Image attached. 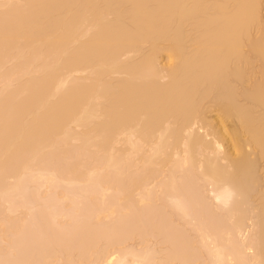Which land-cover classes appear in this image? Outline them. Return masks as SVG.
I'll use <instances>...</instances> for the list:
<instances>
[{
  "label": "bare ground",
  "instance_id": "1",
  "mask_svg": "<svg viewBox=\"0 0 264 264\" xmlns=\"http://www.w3.org/2000/svg\"><path fill=\"white\" fill-rule=\"evenodd\" d=\"M0 8H4L0 10V67L4 68L3 65L6 61L8 65L14 62L13 65L18 73L16 70L15 72L18 75L21 74L19 73L21 71L26 72L22 74L28 77L31 76L30 68L36 67L31 71V74L34 71L36 74L33 73L34 76L29 77L28 80L23 79V84L17 88L14 86L13 91L10 88L16 80L11 83L7 79H17L18 75L13 73L15 67L9 69L7 74L0 75L1 79L2 75H5L4 81L8 82L7 86L12 84L6 90L5 85H3L4 89H0V93L8 90V93L0 94V171L3 172L2 174H5L10 168H17L21 172L33 170V168L38 170L42 168L39 167L42 162L38 159L39 155L45 152L48 154H56L59 151L67 152L74 139L81 141L79 151L86 150L88 152L92 148H96L98 151L96 155L97 153L101 155H97V158L99 157L100 161H103V166L108 169L116 168V171L120 170L124 164H128V160L132 159L134 155H139L137 159L143 163V166L145 165L144 168L158 165L161 168L163 165L165 168V164L170 162L169 164L172 163L173 167L170 165L167 167H171L172 170V168H176L177 163L181 168V165L184 166L187 162L190 167L191 165L195 168L199 167L198 172L195 170L196 173H200L199 170H202V174H200L206 180L205 183H208H206V188L209 185L207 188V191L210 192L209 196L212 195L211 199L216 207L220 208L221 206L223 209L224 207L228 209V215H231L230 219L234 221L232 225L237 229H235L236 234L237 231L242 230L241 228L247 221L245 207L247 208L250 203L248 198L250 201L251 199L257 201V217H261V220L258 217L261 222L258 224L262 225L259 227L261 231L257 228L259 240L257 239V243L251 242L254 245L249 244L250 247L245 248L250 256L256 259V264H264V177L261 181L257 177L258 172H263L262 176H264V0H16V2L0 0ZM163 57L167 59L165 63L162 61ZM10 70L13 71L10 72ZM78 73L85 75H77ZM213 111L217 113L216 116ZM208 113L209 115L213 113L214 119L211 118L213 116H208ZM76 127H80V131H77ZM145 145L148 149L144 148ZM221 153L223 156L219 155ZM177 154L179 161L176 159L173 164L174 161H171ZM83 155L85 154L83 153ZM39 158L43 159L41 156ZM37 160L40 163L36 162ZM79 162L81 163V161ZM43 164L45 163L43 162ZM136 164L138 165V163ZM96 169L94 168V172ZM78 171H76L77 174ZM94 172L93 175H95ZM171 172L169 169L168 173ZM175 172L178 174L180 171L175 170ZM70 173L68 174L71 176ZM148 173L146 174L148 175ZM173 173L174 171L171 175L168 174L169 177L166 176L173 184L169 185L171 189H176L173 192L170 189L172 195H169L170 203L185 211L186 206L190 207L189 204H195V201H191L195 200V194L192 193L195 189L191 190V185H188L190 189L185 191L180 189V192L183 193L178 192L174 195L177 190L179 191L176 180L179 181L184 176H177L178 179L180 178L178 180ZM53 174L55 173L53 172ZM96 175L99 176V174ZM120 175L122 173L118 176ZM22 176L21 174L20 177ZM101 178L105 180L103 177ZM94 179L99 180L97 176L96 178L94 176ZM142 179L139 178L134 185L131 183L133 188H128V185L127 189L122 182L120 192L123 190V193L119 194H122L124 199L130 200L131 198L127 196L133 193L134 201L137 200L140 204L148 200L150 202L154 195L150 192L151 186L146 190V186L149 184H144L149 178ZM92 181L91 179L90 182ZM259 181L261 183H258ZM52 182L54 181L52 180ZM87 182H89L88 179ZM256 182L260 184L258 188ZM167 183L166 185H168ZM253 184H256L254 187L256 186L257 190L253 189ZM97 185L102 189L99 182ZM106 185L108 186V183ZM143 188L146 192L142 190ZM104 189L109 188L104 187ZM128 189L133 192H128ZM167 191L169 193V190ZM3 192L5 193V191ZM104 192L106 191L104 190ZM164 198L166 197L164 196ZM6 199L8 200V198ZM183 199L184 201L185 199L191 200H186V203H183ZM255 200H252V203ZM180 203H183L182 207ZM110 208L105 210L113 214L114 207ZM99 216L98 213L97 217ZM102 218L105 217L100 216V219ZM191 218L196 220L199 217L194 219L191 216ZM26 220H30V218ZM3 221L6 222L5 219ZM196 221L199 224L200 219ZM204 221L201 222L204 223ZM5 222H2L3 225L6 224ZM194 224L197 225V223ZM199 227L201 228V225ZM0 228L2 229V227ZM220 229L218 228V230ZM86 230L88 232L89 229ZM208 230L205 232L208 233ZM91 231L93 230L91 229ZM91 231L87 235H91ZM102 231L105 235L104 230ZM102 231L94 232L99 237L98 244L101 242L99 239H103ZM118 231L110 229L108 233H111L106 236V242L108 236H110L109 240L112 239L114 242L120 240L116 243L112 241L114 246H111L110 242L109 245H102V250L99 252L88 253L89 251L86 250L97 244L90 245L89 242L84 241L87 245L80 246V242H77L79 245L78 247L75 244L77 248L84 246V249H80L81 253L78 252L79 255L75 256L74 260L69 256H72L73 253L67 254L68 260L64 259L63 262L62 258L58 260V263L155 264V261L159 262V259L152 260L154 263L147 259L149 251H154V248H151L155 241L146 252V247L142 248L144 245L141 248H137L135 244H132L131 247L126 246L123 241L129 243L127 235L130 233L125 230L126 235L122 230L124 235L120 239L114 235ZM221 231L225 232L226 230ZM221 231L219 232L222 233ZM229 231L230 233H225V236L226 234L230 235L233 230ZM66 232L65 236L69 237L70 231L69 234ZM87 232L85 231V233ZM123 232L119 231L118 235L120 233L122 236ZM170 232L168 231L167 234L169 235ZM78 233L76 236L83 238ZM172 233L169 236L165 234V239L167 236V239L172 237L170 240H173ZM233 233L232 238L233 236L236 238V234L233 235ZM94 234L93 239H97ZM207 235L210 237L209 233ZM41 236L44 235L41 234ZM112 236L118 239H114ZM133 236L131 235L132 238ZM153 236L158 238V233L157 236ZM220 236L222 240V235ZM66 237L59 239L67 242ZM122 238H124L123 241H121ZM212 238H214L213 235ZM68 239L70 240V238ZM73 239L76 240L71 238L72 241L69 242H73ZM229 240L227 242L230 245ZM255 240L253 241L255 242ZM141 241L142 238L139 244H145L144 241H142L144 243ZM175 241L177 242V239ZM7 242L9 243V241ZM64 242L62 244L60 242V244L63 245ZM25 243L23 244L25 245ZM163 243L165 244L167 241ZM228 243L225 245L224 242L223 247L228 246ZM123 244L124 248L115 246ZM218 244L216 242L215 245L218 247H215L214 250L223 256L222 249L224 248L219 244L220 248ZM9 245V247L12 246V244ZM37 245L36 247H38ZM61 245L59 246L61 247ZM67 245L70 247L71 244ZM88 245H90L89 248ZM6 246L9 249L8 244ZM93 247L92 249H95ZM232 247H235V250ZM98 248L100 249V247ZM128 248L129 250H125ZM188 248L192 251L190 246ZM164 249L167 250V253H171L169 247L167 249L164 247ZM164 249H161L162 252ZM210 249L211 254H209L214 255L212 247ZM230 249H228L230 254L229 252L226 254V250L224 251V255H228V259L230 256L231 259L232 256H235L236 261L239 259L241 264H246L245 261L247 262L248 259L243 258V254L232 243ZM15 250L16 247L13 248V251ZM63 251L65 252L66 249ZM187 251L186 248L185 252ZM51 252L53 251H50L49 255ZM162 252L158 251L157 253ZM152 253L150 252V254ZM181 253H184V250ZM7 256L11 257L8 254ZM15 257L16 261H19L18 258L22 259V257L17 258L15 254L7 260H12L10 262L13 263ZM51 257L50 259L54 258ZM34 258L32 257V259ZM166 258L168 259V257ZM228 259L225 257V261ZM7 260L5 259V261ZM170 260H172L171 264H179L173 262V258ZM174 260L178 261V256ZM189 260L187 258L188 262ZM218 260L215 264L224 262H222L224 259H220L219 262ZM27 261L30 260H26V263ZM226 263L224 262V264Z\"/></svg>",
  "mask_w": 264,
  "mask_h": 264
},
{
  "label": "rangeland",
  "instance_id": "2",
  "mask_svg": "<svg viewBox=\"0 0 264 264\" xmlns=\"http://www.w3.org/2000/svg\"><path fill=\"white\" fill-rule=\"evenodd\" d=\"M14 1L16 2V0H14ZM14 1L12 0V2H14ZM1 9H4V8H0V10ZM165 57L162 58L163 63H165V61H167V59ZM11 59H9L10 62H11ZM13 60H14V58H13ZM256 63L258 64V62H256ZM13 64H14V62L13 63L11 62L8 65V63L6 61L4 63V65H3L4 68L2 66L0 67V75L1 74H5V73L7 74V72H9L8 70L11 69V68H13V66H14ZM32 66H35V65H32ZM33 68L34 67L30 68V75L31 76H34L33 73L35 71L32 72V74H31V71H32ZM34 69H36V67ZM13 70H14L13 73H16L17 72L16 67ZM13 70H10V72L13 71ZM15 70H16V72H15ZM17 73H16V76L18 75ZM19 73L22 74L23 72L21 71ZM24 73H26V72H24ZM21 74L18 75V77H17V79L19 78L18 80L17 79H11V80L7 79V81L8 82H11V83L13 82V80L14 81L16 80L14 82L15 84L12 83L13 86H12L11 83H10L11 85L8 84L9 86H7L6 84L8 82H5L4 81V79L6 77H4L5 75L4 76L2 75V79L0 78V89L1 90L4 89L3 88V85H5L4 86L5 87V90L8 87L12 86L13 88L11 87L10 89H12V91H13L14 90V86H15V88H17V87H19V85L23 84V79L24 80H28V79L31 78V76H29L30 77L29 78L28 76L23 75V74L21 75ZM34 74H36V73H34ZM79 74L82 75V76L85 75L84 73L83 74L82 73H78L77 75H79ZM10 75H9V77H12ZM13 76H14V74H13ZM2 81H4V82H2ZM7 91H5V92L3 91V93H8ZM3 93H0V94H3ZM209 113H208V116H210V115L213 116V117H211L212 119H214V117L217 115V113L214 112V111H213V113L215 114V116H214L213 113H211L210 115H209ZM76 128H77V131H80L79 129H81L80 127H76ZM201 131H203V129H201ZM78 140H75L74 139L73 142H71V145H70L71 148L69 146L70 149L68 148L67 149L68 150L67 152L62 151L63 153H61V151H59V153H56L58 155L53 154V153H49L48 154V152H45V153L43 152L44 154L39 155V157L41 156L43 159H41L39 157H38V159L42 161L41 162L42 164H43V162L45 163V164H43L44 165V168H43L42 164L40 163V161L38 162V160H37L36 162L40 163V165H41V166L39 165V167H42V168H39L38 170H37V168H36V170L33 168V170L32 169L31 170H27V171H24L23 170L21 172V170L19 171V169H17V168L16 169L15 168L14 169L13 168H10V170L7 171L5 174H2L3 172L0 171V173H1L0 174V179L2 178L1 179L2 182L0 181L1 182L0 183V217H1L0 218V223H1L0 224V227H2V229L0 228V231H1L0 232V257L4 253L3 254L4 258H3V256H2V258H0V264H14V263L15 264H20V263L21 264H24V263L25 264H30V263L31 264H35V263H37V264H39V263L40 264H59L58 263L59 262L58 260H61L62 258H63L62 261L64 259L65 260L66 259L68 260V258H67L66 255L67 254H70V253H73L72 256L69 255L70 256V259L72 258L74 260L75 259V256L77 257V255H79L78 252L81 253V250L80 249H84L83 247L87 245L85 242H87V243L89 242L88 244H90V245H92V243L95 244V245L97 244L95 247L91 246L90 248H89L90 245H88L87 247L89 249L86 250V251H89L88 253H90L91 251H93V253H96L95 251H98L99 252L100 250H102V248H101L102 245L104 246L105 244H108V243L111 242L112 244H110V245L111 246L112 245L114 246V243H116L117 241H120V240H117L116 242H114L112 239L109 240L110 239V236H108V239H107V242H106V236L109 233H111V232L108 233V230H110V229L111 230L114 229V231H115V229H116V231H118V229H119L120 232H123V231L125 232V230H127L126 232H129L131 235H134L133 238H132L131 235L128 234V235H130L128 237L127 233L125 232V234L127 235V238L131 239L132 241L130 242V240L127 239V238H125V239H127V241L130 244L129 243L127 244V242L125 240L123 241L124 238H122L121 241H123V243L125 242V245L128 246V247L129 246L131 247L132 244L133 245L135 244V246L137 248H141V246L144 245L142 248H145L146 247L147 248V249L145 248V251L146 252H147V250L149 251V249L151 248V244H153V242L155 241L156 244L154 243L153 244L154 246L152 245L153 247L151 248V249L154 248V251L153 250H150L149 251V254L147 255V259H149L151 263H154L155 260H158L159 259V262L158 263H161V264H171L172 263V260H170V259L173 258V262H177L179 264H182V263L183 264H186V263L187 264H201L202 262L204 264H205V262H206V264H212V263L215 264L216 260H218L222 256V255L220 256L219 254H217L215 252V250H214L215 247L216 248L218 247L217 245H215L216 242H217V244L219 243L223 247V245H224L223 243L225 242V245H227V243H228L227 240L230 239L229 242H231L232 245L236 246V249L238 248V250L243 254L242 255L243 258H245L246 260L248 259L247 262L245 261L246 264H249V261H250V264H256V259L253 258V256H250V254L248 253V250H246L248 248L249 244L257 243L256 242L257 239H258L257 235L259 234L258 232L260 230L259 227L262 226L261 224L260 225L258 224V223H261L259 221V220H261V217L258 216L259 217V220H258V217H257L258 214H257V208H256V206L258 205V203H257V201L255 199H251V201H250L249 198H248V201L250 203L247 202L249 204V205H247V208H249V209H247L245 207V209L247 210V211H245L246 212V217H248V218H246L247 221L245 222V224L241 228L242 230H240V232L237 231V234H236L235 232H236L237 229L234 228V225H232V223L234 221H233V219H230L231 218V215H228V211H227L228 209L226 207H224V209H223V207L221 208V206H220V208H221L220 209V208H218L219 206L218 207L215 206V204L212 201L213 199H211L212 198V195L210 197L209 196V193L210 192H208L209 190L207 191V188H208L209 185L206 188V185L208 183L206 182L207 183L206 184L205 183L206 180L203 179V175L201 176L202 170H199V172L201 174L200 173H196V171H195V170L199 169L198 166H197V168H195V166H192L191 165L192 168L194 167V169H192L189 166V163L186 162L184 164V166H183V164L182 165L180 164L181 165V168H180L178 166V163H177L178 169H176L177 166H176V168L174 167V169L176 171H180L177 174V172H175V170L173 168L171 170V167H173V165H172V163L170 165L169 164L170 162L167 165L165 164V168H164L163 165H162V168H161L160 165L154 166L152 168H149V166H146L147 168H144L145 165L143 166V163L142 162H139L138 161L139 159H137L139 155L138 156H135L134 155L132 157V159L129 157L130 158L128 160L129 162L127 161L128 164H126V165L124 164L123 166H121L122 169L119 167L120 170L118 169V171H116L115 170L116 168L115 169L114 168L108 169V168H105V166H103L104 165L103 164V161H100V158L99 157L97 158L98 153L96 155V152H98V151L96 150V148H92L88 152H86V150H80L79 151V149H80L79 145H80L81 141L80 140L78 141ZM145 146H144V148H147L148 149V147L147 146L145 147ZM83 153L85 155H83ZM219 155L220 156H223L222 153L219 154ZM78 156H79V158L82 157V159H79ZM98 156H101V155H98ZM49 157H50V159H49ZM68 158H70V159H68ZM135 158H136V160H135ZM174 158L175 159H172V161H171V162L174 161L173 164L176 162V159L179 158L178 157V154L175 155ZM253 158H255V157H253ZM98 159H99V161H98ZM130 160H132V163H130ZM134 160H135V162H134ZM180 160H181V158H180ZM67 161H68V163H67ZM79 161H81V163ZM178 161H179V159H178ZM89 162H90V164H89ZM136 163H138V165ZM36 165H38V164H36ZM46 165L49 166V167H47ZM70 165H72V166H70ZM73 165H74V167H73ZM79 165H81V166L80 167H77ZM98 165H99V167H98ZM168 165H170L171 167L170 168L167 167ZM50 166H51V169H50ZM182 166L184 167V170H183ZM71 167H73L75 169H73ZM79 168L80 169L82 168V170H80ZM94 168L95 169L98 168V169L95 170L96 173L94 172ZM42 169L45 172L44 171H41ZM102 169H103V171H102ZM169 169H170V172L171 171L172 172L174 171L173 174L175 175V177H177V176L178 177L179 176H182L183 177L184 176L183 178L181 177L182 178L181 180H179L180 178L178 179V177H177V179L180 181V183H179V181L176 180V183H177L176 186L179 187V191L178 190H177V192L175 191L176 193H174V195L177 194L178 192H180V189H184V190H181V191H185L187 189H190V188H188L190 185H191V188H192L191 190L195 189L192 192V193L195 194V200L193 198H191L193 200L190 199L192 202L195 201V204L194 203H192L193 205L189 204L190 207L186 206L187 208L184 209L185 211L181 210L182 208L179 209V206L176 207V206H174L175 204L173 205L172 203H170V196L169 195H171L170 193L173 192L176 189H171L170 186L173 185V184L170 182L171 181L170 179H167L166 178V176L169 177V175L172 174V172L171 173H168ZM201 169H202V167H201ZM75 170L76 171L79 170L78 171V174H77V172ZM98 170H100L102 172L99 173ZM151 170H153V171H151ZM36 171H38V173H36ZM17 172H18V174H16ZM42 172H43L44 176H43ZM53 172L55 174H53ZM93 172H94L95 175L92 174ZM117 172H119V174L122 173V175L118 176L119 174H117ZM197 172H198V170H197ZM59 173H61V174H59ZM68 173H70L71 176ZM79 173H80V176H79ZM82 173H84V174H82ZM146 173H148V175ZM7 174H10V175H7ZM21 174L23 175L22 177H20ZM41 174H42V176L39 177ZM96 174H99V176L96 175ZM100 174H102V175H100ZM262 174H263V172H258V176L257 177H259V180L260 181L264 177V176H262ZM72 175H73L74 178L72 177ZM83 175H84V177L86 179L83 177ZM174 175H172V176H174ZM197 175H199V176H197ZM94 176H95V178L97 176V178L99 180H97V179L95 180L94 179ZM190 176H192V177H190ZM79 177H81V178L78 179ZM101 177H103V179H105V180H102ZM51 178H52V180L54 182H52ZM90 178L93 180L92 182H90L91 181ZM139 178H140V180L142 178H143L142 180H144L146 178L147 179L149 178V180H146L148 182H146V181H145V183L143 182L144 184L147 183L149 185H147V186L144 185V184L143 185L146 186V188H147L146 190H148V187L151 186L150 187V190H151L150 192L154 195V198L152 197L153 200H151L152 199L151 198L150 199V202L148 200L147 202L145 201L146 203L144 202V203H141L140 204L137 200L134 201L132 199L133 193H132V195L130 194L129 196H127V197H130L131 198L130 200L129 199H127V200L124 199L123 195L122 194H119L121 192L123 193V190L120 192L121 186H122V182H123V185H125L126 189H127V186L128 185L129 186L130 185L132 186V187H129L128 186V188H133L134 183ZM87 179H88L89 182H87ZM40 180H42V181H40ZM73 180H76V181H73ZM107 180H109V181H107ZM38 181H40L42 184L40 182H38ZM85 181H86V183H85ZM97 181L99 182V185L102 186V189H101V187H99L97 185L98 184ZM130 181H132V182H130ZM260 181L258 183H261ZM106 183H108V186L106 185ZM166 183L168 185H166ZM258 183L256 182L257 188H258V185H260ZM183 184L186 185V186L184 187ZM256 184H253V189H255L256 186L254 187V185H256ZM97 187H99V188H97ZM104 187L105 188L108 187L109 189H104ZM144 188L142 189L143 191H145ZM100 189H101V191H100ZM170 189L172 190L171 192H170ZM10 190L13 192L12 194H11V191ZM102 190H103V192H102ZM104 190L106 192H104ZM129 190H131V189H128V192H133L132 190L131 191H129ZM167 190H169V193H168ZM255 190H257V189H255ZM3 191H5V193ZM124 191L126 193V190H124ZM1 192H2L3 195L1 194ZM100 192L103 193V194H101ZM128 192H127V194H129ZM180 193L182 194L183 192H180ZM66 194H68V195H66ZM165 194H167V195H165ZM181 194H178V195H181ZM119 195H121L122 200H120L121 197H119ZM134 195H135V193H134ZM63 196H65V197L63 198ZM164 196L166 198H164ZM168 196H169V198L167 199ZM6 198H8V200ZM186 200L188 201L189 199H185V201ZM252 200H255V202L252 203ZM185 201L183 199V203H186ZM251 203H252V207L250 206ZM182 204L180 203L181 207H182ZM111 206H112V208L114 207L113 210H115L113 212V214H111L109 212H106V210H105V209L110 208ZM225 208H226V210H225ZM179 210H181V211H179ZM101 211L104 214L105 213L106 214L104 215ZM182 211H183V213H182ZM97 212L100 214V216L105 217V218L100 219V216L97 217V215H98ZM191 216L194 217V219H196V217L197 218L199 217L198 219H196L198 221L200 219L199 224H198V222L196 220H193L191 218ZM36 217H38V218H36ZM27 218L28 219L30 218V220H26ZM96 218H99V219H96ZM204 218H205V221H204ZM4 219L6 220V222L3 221ZM12 219H14V220H12ZM24 219H25V221H24ZM35 219L36 220L39 219V221H37L38 223L36 222ZM202 220L204 221V223L201 222ZM244 220H245V218H244ZM244 220H243V222H244ZM10 221H11V223H10ZM2 222H5L6 224L4 223L5 225H3ZM22 223L24 224V227H23V224ZM194 223H197V225L194 224ZM203 224H204V226H203ZM200 225H201V228L199 227ZM216 226H218V227H216ZM33 228H37L38 231H37V229L34 230ZM167 228H169V229H167ZM204 228L206 229L205 230L206 232H207V229H209L208 230V233H209V236L210 237H207L208 236L207 235L208 233H206L204 231ZM218 228H221V229L218 230ZM31 229H33V230H31ZM76 229H78V231H76ZM86 229H89L88 232H90L91 229L93 230V231H91L92 232L91 235L90 234L87 235L88 232H87ZM101 229L104 230L105 235H104V233H103V231ZM106 229H108L107 232H106ZM216 229H217L218 232L216 231ZM223 229L226 230V231L228 230L227 232H229V233H230L229 230H231V231L233 230L232 233L234 232L233 235L236 234V238L234 236L232 238V233L230 235H227L226 234V236H225V233H227V232L226 231L225 232L224 231H221ZM58 230H60V231H58ZM100 230L102 231V234H103L104 237L101 234V237L103 239H99V240H101V242L98 241L99 242V244H98L97 243V240H98L99 237H97L96 236L97 234L95 235L94 232L95 233H97V231L98 232H101ZM31 231H35V232H32L33 233L32 234ZM53 231H55V232H53ZM66 231H68L70 233L69 237H66L67 235L65 236V232ZM85 231L87 233H85ZM159 231H160L161 234L159 233ZM168 231L169 232L170 231L173 232L171 236H174V238L177 239V242H179L180 244H178L175 241L174 238H173V240H170V238L172 239V237H168V239H167V236H169L171 234V232H170V234L168 235L167 234ZM219 231H221L222 233H220ZM241 231H243V232H241ZM47 232L49 234H51V233L52 234L49 235ZM68 232H66V234ZM71 232H72V234H71ZM118 232L116 234L114 233V235H116L118 238L120 237V239H121V237H123V235H124V232H123V234L121 233L122 236H120V233L118 235ZM143 232H145L146 234H144ZM162 232H164V233H162ZM223 232H224V234H223ZM10 233H12V234L15 233L14 235H16V236H14V235H12ZM16 233L17 234L19 233V234L17 235ZM77 233L80 234L81 237H83V238L78 237V235L76 236ZM142 233L144 234V236L142 235ZM157 233H158V238H154L153 235H156L157 236ZM238 233H239V235H238ZM41 234L44 235V236H41ZM59 234H60V236H59ZM93 234H94L95 237H97V239H93L94 238V237H92ZM165 234H167L166 239L164 237ZM219 234L222 235V240L220 239L221 236ZM243 234H245V235H243ZM11 235L14 236L15 239H14V237L12 238ZM137 235H139V236L137 237ZM148 235H150L151 237L148 236ZM212 235H213L214 238H212ZM1 236H2V238H1ZM20 236H22V237H20ZM63 236L67 238V242H64L63 239H62V241H61V239H59V238H64ZM98 236H99V234H98ZM255 236H256V238H255ZM45 237H46V240H45ZM86 237H87V239H86ZM112 237H114V236H112ZM117 237H114V239H118ZM18 238H19V240H18ZM39 238H41V239H39ZM66 238H65V241H66ZM68 238H70V240ZM71 238H75L76 239V240L73 239V242L74 243L73 242H71V243L69 242V241H72ZM141 238H142V241H144V239L146 238L145 241H144L145 244H141V243H140L141 245L139 244ZM215 238L218 239V240H216ZM248 238H250V239H248ZM79 239L82 240V241H80ZM134 239H135L136 242L134 241ZM164 239H165V241H164ZM252 239L253 240L256 239L255 242ZM1 240L3 241V245H2V241ZM5 240H6V242H5ZM7 241H9V243ZM46 241H47V243H46ZM166 241H167V243L164 244L163 242H166ZM60 242H61V244H62V242H64L65 245L64 244L61 245ZM77 242H80V244H79L80 246H82V245H84V246L81 247V248H77V246L79 247V245H78ZM82 242H84V243H82ZM144 242H142V243H144ZM148 242L150 243V245H149ZM241 242H242V244H241ZM251 242H253V243H251ZM23 243H25L26 246ZM58 243H59V245H61V247L58 245ZM147 243H148V245H147ZM231 243H230V245L228 243V246L229 247L228 246H225L226 249H225V247H223L226 250V254H228L227 252H229V250H231L230 249ZM7 244H8V248L9 249H7V246H6ZM9 244H12V246L9 247L10 246ZM17 244L19 246L18 249H17V247H18ZM67 244H71L74 247L72 248V246L70 245V247L72 248L71 249L69 247V245H67ZM75 244L77 246H75ZM13 245H14V247H13ZM36 245L38 247H36ZM40 245H42V246H40ZM125 245L123 244V245H119V246L115 245V246L116 247H121L122 246V248H124ZM220 245H219V247H220ZM58 246L60 248V252H59ZM66 246H68V247H66ZM189 246L192 248V251L189 250V248H188ZM15 247H16L17 252H16V250L13 251V248L15 249ZM45 247H46V249H45ZM62 247H63L64 250L66 249L65 252L63 251ZM92 247L95 248V249H92ZM98 247H100V249ZM107 247H109V246H107ZM164 247L166 249L169 247L171 253H167V250H165ZM211 247H212V250L214 251V252L212 251V253L214 255H210L211 254V249H210ZM245 247H247V248H245ZM162 248L165 251L163 250V252H162V250H161ZM186 248L188 249L187 252H185L186 251ZM232 248H234V250H235V247H232ZM61 249H62V251H61ZM73 249H74V251H73ZM96 249H98V250H96ZM109 249H110V247H109ZM132 249H133V247H132ZM157 249H158L159 252H162V253H159L160 255L157 253L158 252ZM178 249L179 250L181 249L180 250L181 252L184 250V253H181ZM224 249H222L223 250V256H222V258H220V259H224V260H222V262L223 261L225 263L227 262L226 264H228L229 262H230L229 264H235L238 261V263H236V264H239V263L241 264V261L239 259L237 261L234 259L235 256L234 257L232 256V259H231V256H230V258H229L230 260H229L228 259V255H226V254L224 255V253H225L224 252L225 251ZM125 250H129V248L128 249H125ZM155 250H156V252H155ZM50 251H53V252H51V255H49L50 254ZM68 251H69V253H67ZM71 251H73V252H71ZM61 252L65 256H63ZM75 252H77V253H75ZM150 252H153V253L150 254ZM168 252H169V250H168ZM175 252L176 253L178 252V253L176 254ZM190 252H192L191 255H190ZM230 253L231 252H229V254ZM7 254L9 256H11V257H8ZM15 254H16L17 258L18 257H22V259L21 258H18L19 261H16V257H15V259H13V260H15V262H13V263L10 262L12 260H10V261L7 260V259H11ZM154 254H155V256H154ZM180 254H181V256H180ZM244 254L246 255L247 258L245 257ZM48 255L50 257L53 255L51 258H53V257L54 258L53 259H50V257ZM149 255L150 256L153 255V256L150 257ZM29 256H31V257H29ZM35 256H36V258H34ZM177 256H178V261L174 260V258L176 259ZM32 257L34 259H32ZM166 257H168V259ZM225 257L229 261L228 260L225 261ZM187 258H188V260L190 259L189 262L187 261ZM5 259L7 261H5ZM20 260H22V261L20 262ZM26 260H30L29 261L30 263L28 261L26 263ZM39 260H40V262L38 263ZM46 260H48L49 262L46 261ZM152 260H154V261L152 262ZM164 260H165V262H164ZM219 260H218V262H219ZM4 261H5V263H4ZM18 262H20V263H18ZM63 262H61V264H63ZM196 262H198V263H196ZM224 262L222 264H224ZM158 263H157V261H155V264H158ZM64 264H66V263H64Z\"/></svg>",
  "mask_w": 264,
  "mask_h": 264
}]
</instances>
